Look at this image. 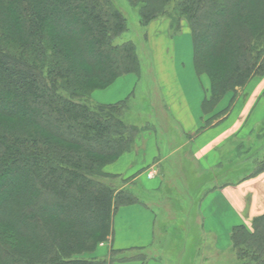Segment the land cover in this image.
I'll list each match as a JSON object with an SVG mask.
<instances>
[{"label":"trees","instance_id":"16d2710c","mask_svg":"<svg viewBox=\"0 0 264 264\" xmlns=\"http://www.w3.org/2000/svg\"><path fill=\"white\" fill-rule=\"evenodd\" d=\"M124 1L138 9L142 26L164 18L175 33L189 27L196 72L211 83L203 129L227 118L253 79H264V0ZM128 31L116 0H0V264L148 259L112 247L116 213L145 204L138 182L124 179L119 188L122 177L105 168L152 126L126 121L129 98L101 104L91 97L119 78L142 75L137 45L123 39ZM229 94L230 104L216 113ZM219 170L223 185L264 173V120ZM186 171L177 180L219 183L213 172ZM230 241L238 264H264V214L236 226ZM101 244L104 255L87 257Z\"/></svg>","mask_w":264,"mask_h":264},{"label":"crops","instance_id":"0c3cea01","mask_svg":"<svg viewBox=\"0 0 264 264\" xmlns=\"http://www.w3.org/2000/svg\"><path fill=\"white\" fill-rule=\"evenodd\" d=\"M156 23L158 22L155 21ZM163 23L160 24L161 29L158 32L160 36H166L167 40L159 43L155 54H152V68L156 75L158 92L164 99L162 105L166 106V110L173 117L174 131L166 135L168 142L163 143L157 127L152 126L149 133L144 132L139 136L132 152L123 155L105 169L109 174L133 178L134 181H138L139 177L152 169L151 171H156V176L152 179L147 176V180L143 181L151 192H158L162 187L163 175L158 174L162 166L165 165L166 169V165H170L168 168L172 171L190 168L198 176L215 170L232 144L246 139L264 120V79L256 78L239 91L227 118L217 125L203 129L206 123L203 103L210 95V80L196 72L189 27L182 25L173 37L169 22ZM183 35H187L190 43L188 54L182 49ZM135 84L134 74L119 78L103 92L105 100L100 101L97 98V102L116 104L125 101L130 98V91ZM232 96L233 94H229L217 110L226 108ZM168 145L170 148L162 153ZM136 154L139 158L134 159ZM180 155L184 157H179ZM129 162L136 167H128L126 163ZM214 185L209 184L208 189L203 191L198 207L203 220L201 228L207 238L202 264H226V254L232 251V230L264 214V173L238 185ZM157 221L156 212L141 204L121 208L116 213L113 220L112 247L123 252L121 255L145 253L148 257L145 263L135 260L117 264H162L159 259L149 255L156 240Z\"/></svg>","mask_w":264,"mask_h":264},{"label":"rangeland","instance_id":"374dc122","mask_svg":"<svg viewBox=\"0 0 264 264\" xmlns=\"http://www.w3.org/2000/svg\"><path fill=\"white\" fill-rule=\"evenodd\" d=\"M116 2L126 16L129 24V31L123 36V39L125 41H133L137 45L143 62L142 75H134L136 84L130 91V104L124 117L127 122L133 123L140 128L147 124L156 126L157 132H159L160 135L159 138H163L161 141L167 143L168 140L165 138L167 134L174 131V122L172 115L166 110V106L162 105L164 99L161 98L158 92L156 75L152 68V54H155V49L159 43L167 40L166 36L162 37L158 32V29H161L160 24L163 25V22L167 21L170 24V29H172L171 22L163 18L157 20L156 22L158 23L156 24L154 22L148 27L142 26L140 24L138 9L130 7L124 0H116ZM182 25L184 26V24ZM175 32L174 30L172 33L170 32L172 34L171 36L174 37L176 34ZM182 40V49L185 54H188L190 43H188L187 35H183ZM104 91L105 89L93 92L91 96L93 101L97 102V98L100 99V101H104ZM222 111L223 109L217 110L216 113ZM151 129L152 127L148 130L145 128L140 136L144 132L151 131ZM137 140L138 138L135 141L133 150L136 147ZM239 141L237 140L232 144L229 150L230 152L235 150ZM169 148V145L165 146L162 153H166L165 151ZM179 157L183 158L184 155H180ZM234 157L235 155L232 158ZM136 158H139L138 154H136L134 159ZM120 165L122 167H126V165H128V167L132 166L131 169L136 167L134 163L131 164L130 162L128 164L126 163V165ZM168 166L171 167L170 165H166V169H164V165L160 172H158V174L161 173V175H163V184L158 192H151V189L148 190V187L143 183L144 180H147L146 177L152 169L145 173L144 176L139 177L138 181L131 179L126 180L129 178H118L115 182L119 188L124 185L125 180L130 184L138 182L137 189L138 195L140 193L139 196L141 201H143L145 206L151 207L157 214L156 240L154 241L153 248L149 251L151 257H156L162 264H202L206 251L207 238L203 228H201L203 220H201V215L198 212V206H200L205 186H208V184L201 181L195 182L193 179L186 178L177 180L183 176V172L186 171V168L172 171ZM220 167L221 164L215 170L209 172H213L216 175V180L221 184L224 182V177L218 175ZM115 169L117 170L118 168ZM170 171L171 173H169ZM209 172H204L203 175L205 176L209 174ZM167 175L169 178H167ZM190 193H195L192 196L194 198V204L190 196H188ZM105 252L107 251L104 246L101 247L100 245L97 253L87 257L93 258L102 256ZM227 258H231L234 263ZM226 261V264H238V258L233 248L231 252L226 254Z\"/></svg>","mask_w":264,"mask_h":264},{"label":"built area","instance_id":"2783aa9c","mask_svg":"<svg viewBox=\"0 0 264 264\" xmlns=\"http://www.w3.org/2000/svg\"><path fill=\"white\" fill-rule=\"evenodd\" d=\"M156 174H157L156 171H154V170L150 171L149 174H148V177L149 178H154L156 176ZM103 246H104V244H101V247H103Z\"/></svg>","mask_w":264,"mask_h":264}]
</instances>
